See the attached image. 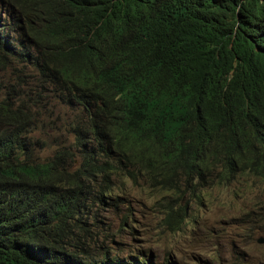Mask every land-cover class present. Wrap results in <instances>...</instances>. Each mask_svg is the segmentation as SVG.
Listing matches in <instances>:
<instances>
[{
	"label": "trees",
	"instance_id": "trees-1",
	"mask_svg": "<svg viewBox=\"0 0 264 264\" xmlns=\"http://www.w3.org/2000/svg\"><path fill=\"white\" fill-rule=\"evenodd\" d=\"M259 3L0 0V264H153L99 242L124 181L171 231L208 186L264 187Z\"/></svg>",
	"mask_w": 264,
	"mask_h": 264
},
{
	"label": "rangeland",
	"instance_id": "rangeland-1",
	"mask_svg": "<svg viewBox=\"0 0 264 264\" xmlns=\"http://www.w3.org/2000/svg\"><path fill=\"white\" fill-rule=\"evenodd\" d=\"M49 154L46 150L40 156ZM263 191L252 183L208 186L181 229L171 231L162 207L168 196L124 181L115 190L117 207L94 208L99 222L94 229L113 253L127 258L141 252L153 264H264V242L258 243L264 240V221L257 218L264 213Z\"/></svg>",
	"mask_w": 264,
	"mask_h": 264
},
{
	"label": "clouds",
	"instance_id": "clouds-1",
	"mask_svg": "<svg viewBox=\"0 0 264 264\" xmlns=\"http://www.w3.org/2000/svg\"><path fill=\"white\" fill-rule=\"evenodd\" d=\"M175 2L179 3L178 1ZM259 4L264 5V0H260ZM263 22H264V12L262 13V15H256V19L252 24L255 32L254 39H255L256 51H259L262 54H264V25L262 24Z\"/></svg>",
	"mask_w": 264,
	"mask_h": 264
},
{
	"label": "water",
	"instance_id": "water-1",
	"mask_svg": "<svg viewBox=\"0 0 264 264\" xmlns=\"http://www.w3.org/2000/svg\"><path fill=\"white\" fill-rule=\"evenodd\" d=\"M263 242H264V240L262 238L258 239V243H263Z\"/></svg>",
	"mask_w": 264,
	"mask_h": 264
},
{
	"label": "bare ground",
	"instance_id": "bare-ground-1",
	"mask_svg": "<svg viewBox=\"0 0 264 264\" xmlns=\"http://www.w3.org/2000/svg\"><path fill=\"white\" fill-rule=\"evenodd\" d=\"M255 41V40H254Z\"/></svg>",
	"mask_w": 264,
	"mask_h": 264
}]
</instances>
